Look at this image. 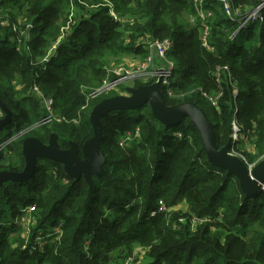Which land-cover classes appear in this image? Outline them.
Segmentation results:
<instances>
[{
	"label": "trees",
	"instance_id": "16d2710c",
	"mask_svg": "<svg viewBox=\"0 0 264 264\" xmlns=\"http://www.w3.org/2000/svg\"><path fill=\"white\" fill-rule=\"evenodd\" d=\"M7 1L11 7L20 5L27 15L21 47L20 41L12 39L15 30L12 17L8 19ZM259 1L229 0L233 9L254 7ZM115 2L122 20L114 19L107 6H97L94 13L80 0H0V15L9 14L0 19V76L6 79V83L0 79V101L12 114L0 130V170L23 169L22 141L28 136L47 143L55 133L61 148H69L70 143L80 148L93 135L92 107L117 95L111 91L94 97L83 110L84 72L104 73V60L115 55L146 56V50L136 44L142 36L173 42L166 56L173 62L169 84L180 96L169 97L159 86L166 104L188 101L201 108L214 126L217 147L228 144L231 150L243 139L264 147V20L238 30V24L220 11L218 0H204L214 13L208 49L201 42L200 19L195 16L190 22L195 15L192 0ZM71 5L76 23L69 32L61 16L64 13L68 20ZM188 6L192 12L182 22ZM101 11L105 20L87 21ZM224 65L231 76L221 71L217 82L215 70ZM152 81L151 77L146 84ZM141 84L145 83L140 79L134 81V86ZM34 86L39 88L37 93ZM219 91L213 105L207 96ZM47 99L53 114L65 117L67 123L57 119L51 125L43 123ZM4 116L0 109V120ZM76 119L77 124L72 122ZM233 123L239 126L237 139L232 137ZM101 127L103 175H91L90 181L83 176L75 179L61 163L38 158L29 178L0 185V222L14 205L34 204L27 224L31 231L22 246L19 235L10 237L15 224L0 226V264H107L111 247L130 244L147 250L144 264H264V191L246 198L233 175L207 160L199 132L187 117L166 127L145 104L108 112L101 118ZM175 130H182L179 139H174ZM121 134L131 135L127 145L116 143ZM14 135L19 137L12 143L8 137ZM249 158L255 161L252 155ZM15 198L22 202H10ZM158 200L165 210H157ZM180 200L189 206L184 215L170 210ZM181 215L186 216L184 221ZM192 216L211 220L192 225ZM48 224L59 225L60 231H45ZM39 232L50 238L40 240L44 244L37 242L38 250L30 255Z\"/></svg>",
	"mask_w": 264,
	"mask_h": 264
},
{
	"label": "water",
	"instance_id": "95a60500",
	"mask_svg": "<svg viewBox=\"0 0 264 264\" xmlns=\"http://www.w3.org/2000/svg\"><path fill=\"white\" fill-rule=\"evenodd\" d=\"M127 91V95L118 94L104 98L92 107L89 121L93 135L86 139L80 148L75 143H70L67 149L61 148L55 133L50 134L47 143L34 136L24 138L23 169L19 172L0 170V185L6 181H22L29 178L34 172L38 158L61 163L66 174L75 179L83 176L86 181H90L91 175H103L106 157L100 145L101 118L112 110L132 109L148 104L154 118L166 127L176 125L187 117L199 132L207 160L212 165L226 170L228 175H233L246 198L264 191V158L250 165L231 153L228 144L217 147L214 126L195 103L184 101L173 105L166 104L158 82L128 87ZM0 109L5 112L4 118L0 120L1 130L11 120L12 114L1 101Z\"/></svg>",
	"mask_w": 264,
	"mask_h": 264
},
{
	"label": "rangeland",
	"instance_id": "374dc122",
	"mask_svg": "<svg viewBox=\"0 0 264 264\" xmlns=\"http://www.w3.org/2000/svg\"><path fill=\"white\" fill-rule=\"evenodd\" d=\"M46 1L50 2L51 0H46ZM80 3L83 4L84 6H86L88 9H90V11H92L94 13L97 11V9H96L97 6L102 8L104 5V6L108 7V13L110 15L113 16V14H114L117 19L122 17L121 11H117L113 7V3H116L115 0H80ZM6 5L10 8V11H9L10 16L8 13H4V14L0 15V19L2 16L5 17L6 14H8V16H9L8 19L10 17H12L11 22L14 24L13 29L15 30V34L12 36V39H16L17 41H20L19 46L21 47V42L23 40L22 32L26 31V30H24L23 25L26 24V22L28 23L27 15L25 13V9L23 10L21 7H19L20 5L19 6L16 5L15 7H11L8 1L6 2ZM2 7H4V6H2ZM8 7H4V8H8ZM188 7L189 8H187L186 11L183 12V15L181 17L182 22H184V21L187 22V20L190 16V13L192 12V9H190L191 7L190 6H188ZM237 7H235V8H237ZM69 8H70V14L68 16V20H67V15H65L63 13V15L61 16V17H63L61 22H63L62 25H65L64 29L66 31L71 32L73 26L76 23V20H74V16L76 15V13H75V9H74L73 5L68 6L67 11L69 10ZM235 8H234V10H235ZM194 9H195V5H194ZM0 10H1V8H0ZM7 10H9V9H7ZM65 11H66V9H65ZM98 14H95L96 15L95 19H91V20L88 19L87 21H95V22L99 23V21L105 20L101 17V15H104V12L101 11ZM192 17L193 16L191 15L190 18H192ZM113 18H114V16H113ZM128 18H130V17L125 16L123 19H128ZM132 19L135 21L134 17ZM120 20H122V19L120 18ZM190 22L192 23L191 19H190ZM142 57L143 56H141V55H132V54L131 55H124V56H117V55L112 56L108 60H104L106 63L101 67V70L103 71V69H104V73L106 75L104 73L97 74V73H94L93 71H90V70L85 71L84 72V79L86 80V82L84 84H82L81 87L85 91V93H87V95L85 97V103L82 106V109L86 110L88 108L89 103L94 98L92 96H88V94L92 93L95 90L94 88L100 86L108 74H112V69L115 67V65L116 66L117 65H123L125 67L126 66L125 64L132 61L133 58L141 59ZM127 60H129V61H127ZM0 79H2V81L6 83V79H3L2 76H0ZM135 80L136 79L129 78V79L123 81V83L120 84V86H118V92H116L117 95L118 94L127 95L128 91H125L122 87L123 86L130 87L131 85L134 86ZM37 89H39V88L37 87ZM35 92H37V90H35ZM176 96H178V95H176V93H175L174 97H176ZM51 104L52 103H48V106H47V104H45V107L48 110V115L44 119L43 123L50 124V122L55 120V119H57L58 122L67 123L68 119H66L65 117L63 118V116H57V115L53 114L52 109H51ZM59 115H61V114H59ZM77 121H78V119H76L75 121H72V122L77 124ZM234 124L237 127H239L236 123H234ZM135 131H136V133L140 134V131L138 128H136ZM181 131L182 130H175L174 139H179L181 137V133H180ZM233 131L234 130H233V126H232V132ZM127 136H128V138H127ZM130 136L131 135H129V134H121L118 136L116 143L123 145V146L127 145L129 143V139L131 138ZM135 136H138V135H135ZM18 137H19V135H16V136L14 135V136L8 137V139L10 140V142L12 141V143H13V141L17 140ZM248 144H249V141L243 139L242 141L236 143L234 145L233 149L230 150V152L241 157L246 163L249 164V163H251V162H249V160H250L249 157L252 155L251 154L252 152L250 151V149H248V147H246V146H248ZM9 146L6 149H4V154H6L8 152ZM263 148L264 147H262V149H259V148H256L254 146V149L261 151V152H259V154L264 153ZM256 156H253V157L256 158ZM11 157L14 158L13 153H12ZM53 174H56V173H53ZM12 201H16L19 203L22 202V201H19L17 198H15L14 200H10V202H12ZM33 205L29 204V205H26L25 207H22V205H20V204L14 205V209L11 211H8L6 214H4V216H6V217H5V219H3L0 222V226H3V225L11 226L14 224L16 225L15 229L10 232V237L15 238L16 235H19V236H17V238H19L18 243H20L22 241L20 244L21 246L28 239V236H29L30 231H31V227H29L27 224H29V222L32 220V216L29 214V207L33 206ZM177 206H179V207H177ZM188 208H189L188 203L185 200H180L178 203H176L175 206H172L170 208V210L174 209L177 212H179L180 214L184 215V214L188 213ZM31 211H33V210H31ZM182 215L179 217L181 218V221H184L186 216H182ZM10 216L13 218L12 222L8 221V220H10ZM44 230L47 232L52 231L54 233H57V232H59L60 229H59V225H57V224H55V225L48 224ZM42 234H43V232H39L37 234V236L34 238V241L32 242V245H31V248H33V250L29 251L30 255H32V254L34 255L35 251L38 250L37 249V246H38L37 242H39L40 240H42L43 242H47V240H49V238H50L49 235L44 236ZM40 244H44V243H42L40 241ZM14 245H15V243L12 244L11 246L13 247ZM27 248L28 247H26V248L22 247V249H25V250H27ZM131 248H133L132 251H128ZM142 250L143 249L141 247L135 246L132 244H130L129 246H113L108 251L109 260H108L107 264H120V263L124 264L126 262H128V264H130V263L131 264H133V263L144 264L147 262L149 256L147 254V250H144V251H142ZM123 255H124V257L121 258ZM140 256L141 257L143 256V258L140 259L139 258ZM122 259H124V260L122 261Z\"/></svg>",
	"mask_w": 264,
	"mask_h": 264
},
{
	"label": "built area",
	"instance_id": "2783aa9c",
	"mask_svg": "<svg viewBox=\"0 0 264 264\" xmlns=\"http://www.w3.org/2000/svg\"><path fill=\"white\" fill-rule=\"evenodd\" d=\"M195 5V15L190 18L191 21L194 23L195 21V16L200 19V31H201V42L202 45L205 46L206 48H210L207 42V38L209 35V20L213 17L214 13L211 8H206L203 4L204 0H192ZM218 7L220 11L229 19L232 21L236 22L237 29H246L249 25L252 23H261L264 20V0H260L259 3L254 6V7H243V6H238L233 9L232 5L230 4L229 0H218ZM114 18L117 20L116 16L113 14ZM233 34V32H232ZM231 37V35H230ZM127 40H129L127 38ZM137 46H142L147 52L146 56L142 57L141 59L139 58H133L132 61L128 62L125 64L126 68L123 65H115V67L112 69V74L114 77L112 79L105 78L102 82V84L97 87L92 93H89L88 96L92 97H99L102 95H106L110 93L111 91L113 92H118V86L123 83V81L132 78V79H140L143 83H147L148 80L152 77L153 82H158L159 86H163L165 89L166 94L169 97H174L175 93L170 87V82L169 78L173 69V62H171L166 56L167 53L170 51L173 42L172 40L168 38L164 39H151L150 37H139L136 40ZM50 54H53L54 52L50 49L49 51ZM129 61V60H127ZM221 71H226L229 76L230 70L227 65H224L222 67H217L215 70L214 76L217 82H219L220 79V72ZM132 87V85L130 86ZM34 91L38 89L36 86L33 87ZM128 86H124V90L127 91ZM36 92V93H37ZM234 94L236 95L237 89L234 88L233 90ZM221 92L219 91L215 96H205L208 97V99L212 102L213 105H216L217 98ZM51 103L50 99L45 100V104ZM233 134L232 137L233 139H237L238 137V127L233 123ZM135 135H138L135 131ZM128 138V136H127ZM242 138V137H241ZM2 146L0 145V149ZM264 158V153L260 156V159ZM257 160V161H258ZM256 161V162H257ZM253 163H249L254 164ZM34 209V206L29 207V213L31 210ZM165 206L163 204L162 200H158V207L157 210L162 211L165 210ZM155 211L151 212V215H154ZM217 220L220 221L221 219V214L217 215L216 217ZM206 220H211L209 217H203V218H198L196 216L191 217V224L194 225L195 223L200 222V221H206ZM60 231V230H59ZM58 233V232H57ZM24 247V246H23ZM144 251V249L142 250ZM140 259L143 258V256L139 257ZM128 264V262L124 263ZM131 264V263H130Z\"/></svg>",
	"mask_w": 264,
	"mask_h": 264
},
{
	"label": "crops",
	"instance_id": "0c3cea01",
	"mask_svg": "<svg viewBox=\"0 0 264 264\" xmlns=\"http://www.w3.org/2000/svg\"><path fill=\"white\" fill-rule=\"evenodd\" d=\"M246 147H248V149H250V151L252 152L251 154L253 155V156H256L257 155V157L255 158V161L254 162H256L259 158H260V156L262 155L261 153L259 154V151L258 150H256V149H254V145L253 144H251L250 142H249V144H248V146H246ZM258 153V154H257ZM253 163V162H252ZM177 207H179V206H177ZM176 209V208H175Z\"/></svg>",
	"mask_w": 264,
	"mask_h": 264
}]
</instances>
